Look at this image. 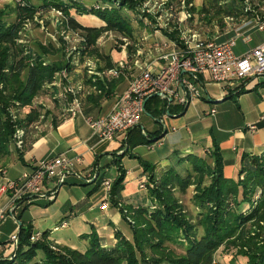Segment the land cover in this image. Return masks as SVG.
Returning <instances> with one entry per match:
<instances>
[{
  "label": "trees",
  "instance_id": "1",
  "mask_svg": "<svg viewBox=\"0 0 264 264\" xmlns=\"http://www.w3.org/2000/svg\"><path fill=\"white\" fill-rule=\"evenodd\" d=\"M143 1L94 0L90 5H80L77 0H44L36 5L25 0L24 4H16L13 8L19 21H9L0 11V163L11 154V150L23 162L27 136L36 129L39 117L48 114L46 110L42 113L41 109L33 107V100L40 93H54L52 89L55 86L51 83L59 69L57 64L46 61L42 55L48 53V49L40 47V52H35L17 41L21 23L32 19L38 12L52 8L60 10L66 26L82 33L85 44L84 48H78L80 56L96 51V41L103 33H115L121 44H125V38L134 40L132 23L133 20L141 23V19L130 16L128 11L141 12ZM211 1L215 14L220 16L242 18L250 14L245 12L249 5L246 0ZM71 10L77 15L95 16L102 25L83 26ZM171 38L178 43L174 36ZM100 58L103 63L97 70L102 73L115 66L108 54H102ZM80 79L78 95L84 114L83 99L108 97L114 80L86 72ZM244 81L238 82L232 88L233 92H227L224 97L231 98L232 95L247 92ZM88 87H93L96 92L92 94ZM61 94L57 89L53 99L61 102ZM28 106H31L30 109L22 114ZM183 108L184 105L168 104L156 95L145 102L146 113L154 119L166 113L182 112ZM163 131L159 128L154 132H142L139 126L133 127L124 141L126 149L119 147L118 150L123 151L114 161L118 175L112 181L108 203L117 208L126 222L123 207L131 209L135 222H127L131 228L130 238L116 230L114 243L109 245L101 241L91 227L89 233L79 236L87 242L84 249L58 246L54 250L47 231L33 240L32 225L21 221L12 252L6 257L1 254L0 264H211L220 247L233 249V256L243 259L241 264H264V228L260 224H264V150L257 155L241 153L235 179L223 175L222 157L218 144L213 140L202 156L191 150L184 151L187 154L178 157L183 164L180 172L165 165L160 175H155V164L130 151L138 145L159 140ZM177 152L174 150L173 154ZM125 155L138 159L143 174L148 175L147 194L154 206L123 205L121 192L124 190L126 170L121 159ZM0 167L4 166L0 164ZM102 180L94 174V178L86 181L87 184H95L89 195L98 189ZM189 185L194 190L191 199L195 207L193 222L175 196L176 189L183 192ZM17 219L20 221V216ZM173 246L180 248L181 252L177 253ZM230 264L235 263L232 261Z\"/></svg>",
  "mask_w": 264,
  "mask_h": 264
},
{
  "label": "crops",
  "instance_id": "2",
  "mask_svg": "<svg viewBox=\"0 0 264 264\" xmlns=\"http://www.w3.org/2000/svg\"><path fill=\"white\" fill-rule=\"evenodd\" d=\"M249 1V5L252 10L257 12L261 21L264 23V0ZM7 3H9V0H0L1 6L6 5ZM223 17L225 16L221 15L218 17L216 15L215 18H213L212 23L205 24L204 22V25H202L198 22L199 26H197L195 31H192L194 29L191 27H187V29L183 32L185 33L192 31L194 35L191 36L197 37L199 39H208L216 42L225 41L231 38L234 34L233 31H230L222 21ZM247 17L249 16L244 18ZM182 20L183 18L179 19V21ZM155 33H158V31H155ZM242 34L248 35L250 40L247 44L242 43L241 37H238L235 40L234 52L237 55H241L243 52H245L247 47L257 45L264 41V27L262 30H257L253 23H250L248 26H246V28L242 30ZM158 35L159 36L150 34L151 38L149 39L152 41L149 43L150 45L147 44L144 48L146 49L147 47V50L137 49L135 57L137 60L134 62L135 67L131 66L127 59L119 60L117 62L116 59L118 58L115 60L112 58V62H114L115 65L121 64V76L117 79H113L114 81L112 83V88L108 97H102L100 100H95L93 97L89 98V100H85V98L83 99L84 114H88L94 118H102L108 115L114 107V104L118 100L119 96L128 88L131 80L140 71V68L148 67L149 65L155 66L156 63L161 62V60L158 61L157 59L162 54L182 47L181 39V41H178V43H176L174 40L173 42L175 44H170V40L167 37L160 34ZM154 41L156 44L151 46L152 42ZM128 57H131V55ZM98 77L102 78L100 76ZM75 78H77L76 81L74 80ZM74 79L75 85H79L81 81L79 76L75 75ZM243 83L245 84V89H247V92L255 90L256 94H254V97L250 99H244L246 95L242 93V95L239 94L240 96L236 95L238 103L237 107L240 110V114L242 115L245 124L243 125L242 130L237 129L232 130L233 133L227 132L226 134H216L212 129L213 123H219L221 119H217V116H214L215 112L212 107L205 110H202V108L200 109L203 111V115H208L209 117L214 118L213 121L205 123L207 133L203 130L200 133H197L198 131H194L195 135H192V131L185 127V125L181 124V128L184 126V130L189 134V138H191L189 144L187 143L184 145V151L192 150L199 156H202L204 150L210 148L211 141H215L218 144L222 157V173L224 176L231 177L233 179L236 178L241 153L257 155L264 150V119H260V116L264 113V78L259 80H250L249 78H246ZM193 84L195 85V95L191 100L188 101V103L184 105L183 111L173 114L166 113L167 115L176 118L177 116L183 115L186 112L188 105L191 104V102L198 100L204 102L205 98L201 96L202 91L206 93L208 100H213L211 101L212 103L224 101L227 98L224 97L226 93L229 91L233 92L231 87L218 85L211 82L206 75H198L197 80L193 82ZM87 89L91 91L92 94L96 92L93 87H88ZM84 95L85 94H83L82 97H84ZM42 98L43 97L40 98V101ZM55 102L57 103L55 105L56 107L53 105L45 106V109L48 112L47 116L43 117L45 118V121L42 122L41 115L39 117V123L36 125V129L27 136V144L23 150V162L18 159L15 151L11 150V154L2 159L0 164L4 166L6 170V176L8 178L16 179L34 167L39 160L46 157L79 156L81 161L75 168H73L70 173L66 174L63 183H56L55 198L52 202H49L41 196H34L30 201L22 202L17 204V206L12 207V210L8 213V216L5 219L0 220V255L2 254L4 257L10 256L12 252L13 247L9 241V237L11 234L18 232V228L20 226L19 225L17 227V223L19 221L17 219L18 216H20V220L22 219V222L24 221V224L28 223L32 225L33 232L36 233L47 231L49 233V240L54 244H58L60 246H69L71 248H85L87 242L86 240L81 239L79 236L89 233L91 231V227H94L101 241H104V243L109 245L114 243V232L116 230L122 232L124 235V232L119 228L123 219L116 209L110 205L108 206L107 210H102L100 208L103 196L105 195V191L101 185L91 195L88 193L94 188V183H88L93 184V186L88 189H78L76 186L88 185L86 181L94 178V174L95 176H98V179L101 178V180L104 178L113 180L117 175V166L114 161L116 160L117 155L122 151L118 149L119 146L124 143L125 139H121L117 136L111 141H101L97 133H95L90 128L89 124L87 123L86 116L83 113L80 112L75 116H70L63 112L61 104L62 101L58 102L55 100ZM171 104L177 105L176 103ZM210 110H213V114H209ZM249 114L253 115V119L245 121V118ZM163 115L160 116L158 120L154 119L155 121L163 124L164 131L161 135V138L157 141H154L152 146L147 147L149 151L153 150V146L156 144L158 147H160L154 148L158 154V161L156 164L165 162L166 159L173 155L174 150H176V141L178 142L177 139L180 138V135L176 138H170V136L167 138L170 133L174 134L178 129L177 127L171 125V127H169L170 131H168V126L165 125L166 123L164 122ZM53 119L54 122L52 121ZM140 120L137 126L141 128L142 132H149L150 130L147 128L145 129V127H141ZM249 124H255V130L248 131L246 127ZM137 149L138 146L133 148L130 152L136 155V153L138 154V152L135 151ZM139 157L141 158V155H139ZM123 160L124 156L121 159V164L126 170L124 190L121 192L123 202L125 204L132 203L143 206L148 205L149 199L145 192L142 193L139 190H136V188L133 189L136 192H131L130 194V191L128 192L127 190L128 180L134 178L136 185L137 181L139 182L142 178L143 169L141 165L139 164L137 174L131 177L129 176L131 172L125 168ZM142 160L150 163V159L148 157ZM115 168L116 170L111 174L110 172ZM155 175H160V173H155ZM53 185L54 182H51L48 183L46 187L52 188ZM62 189L63 198L61 197L59 200ZM77 191L80 192L79 196L76 194ZM51 205H57V209L52 213L49 212V216L52 217L53 214L55 217L56 213H58L56 220L57 225H54L52 229L43 230L47 225L45 227H41L44 223L50 221L47 220L46 217L43 220H35L33 217L31 219L28 216L25 217L26 219L24 220L22 218L27 210L37 206H40L43 209L42 214H46L47 209ZM1 207L8 209L10 208L9 201L5 196L0 200V208ZM63 221H66L67 225L65 227H60L59 225ZM59 229L65 230V233L55 235L54 232L58 231ZM130 236L131 234L126 237ZM81 242H83V244H81Z\"/></svg>",
  "mask_w": 264,
  "mask_h": 264
},
{
  "label": "rangeland",
  "instance_id": "3",
  "mask_svg": "<svg viewBox=\"0 0 264 264\" xmlns=\"http://www.w3.org/2000/svg\"><path fill=\"white\" fill-rule=\"evenodd\" d=\"M28 1L33 4L39 5L42 4L44 0H28ZM62 1H68V0H62ZM77 1L80 5H84V4L90 5L91 3L94 2V0H77ZM219 3L224 4L222 1H219ZM212 4L213 1L211 0H144L141 6V12L139 10L137 12L128 11V14L130 16H133L135 19L136 17L140 18L141 23L138 20L136 21L133 20L132 26L134 28V34H135L134 40L123 38L125 40L124 42L127 43V46L125 48L126 50L122 48L121 41L120 39H117V35L115 33H103L96 41V45L94 48H96L97 50L91 53L87 52L85 55L80 54V56H79L80 52L78 51V48L79 47L84 48V44H85L84 41H79V38H83L82 33H80L79 31L77 33L70 30L65 24L64 16L62 13L60 15L57 11L52 9L48 11L36 13L32 19H29L28 21H24L23 23H21L19 32L17 33V41L20 44H26L30 49H32L35 52H40V47H44L48 49V53L42 55L45 57L46 61L57 64L59 69L56 72L57 76L55 77L53 83H51V86H55L52 89L54 93L52 92L40 93L38 97H36L35 100H33L32 106L37 108V110L41 109L42 113H44V111L46 110L45 106L53 105L54 107H56L55 105L57 103L53 99V97L55 96L54 95L55 91H57L58 89V92L60 91L65 95L67 87L75 86L74 82L77 80V78L74 79V76L78 75L80 79L83 72H86L88 75H94L95 73H97L98 75L99 70H97V68L100 66V64L103 63L102 59L100 58V55L102 54H108L111 60L112 58L114 60L118 58L116 59L117 62L119 60L127 59L129 64L135 67L134 62L137 60L135 59L137 53L136 51L137 49L143 50L145 46L152 41L151 39H149L151 38L150 34H154L157 36H159L158 34H160L162 36H165L170 40L169 41L170 44L173 43L174 39H172L171 37L174 36L177 41L182 40L181 43L183 45V39H181V36H184L185 40L189 41L191 35H194L192 31H195L197 26H199L198 22L202 25H204L203 24L204 22L205 24L212 23L213 18H215L216 15L218 17L220 16L219 14H215V9H213L214 6ZM15 5L16 4L13 0H9V3H7L6 5L3 6L0 5V11H2L5 14V17L8 18L9 21L18 20L16 18V14L14 13V9H13ZM70 12L73 15H75L79 23L82 24L83 26L91 27V26L102 25L101 20L95 16L77 15V13L73 10H71ZM184 16L186 17L184 18ZM180 18H183V20L179 21ZM222 21L225 23L224 17L222 18ZM187 27H191L194 30H192L191 32L184 33L183 31H185ZM155 31H158V33H155ZM155 44L156 42L154 41L152 42L151 46H154ZM129 46L130 48H128ZM147 49L148 48L146 47V49L144 50ZM129 55H131V57H128ZM88 69L91 70L93 74H89ZM193 87L195 88L194 84ZM242 94L246 95L244 99L245 98L250 99L253 98L254 94L256 93L255 90H253ZM201 96L205 98V101L202 102L201 100H198L191 102V104L188 105V108L183 115L177 116L176 118L170 117L167 114H164L165 116L163 115L164 122L166 123L165 125L168 126V131H170L169 127H171V125L177 127L178 129L176 133L174 134L170 133L171 135L169 134L167 136V138H169V136L170 138L172 137L176 138L180 135V138L177 139L178 142L176 141V145H175V149L176 151H178L176 154L170 156L168 159H166L165 162H161V164L160 163L156 164V162L158 161L157 159L158 154L154 148H160L157 146V144L154 145L153 150L150 151L147 147L152 146L153 143L138 145V149L135 150L138 152V154L136 153V155L138 156L141 155V159H146V157H148L150 159V163L155 164L154 171L156 174L160 173V171L164 169L165 165H168V167H171L178 172L181 171L183 164H181V161L178 159V157H180L181 154L183 155L187 154L184 152L183 147L187 143L189 144L191 139L189 138V134L184 130V126L181 128V124L185 125V127L191 130L192 135H195L194 131H198L197 133H200L202 130L206 132L207 129L205 127V123H209L214 119L213 117H209L208 115H203V111L200 110L201 108L202 110L203 109L205 110L212 107L215 112L214 116L215 117L217 116V119L218 118L221 119L219 123L218 122L213 123L212 129L216 134L219 133L226 134L227 132L233 133L232 130H237V129L242 130L243 125H245L243 117L240 114V110L237 107L238 103H237L236 95H232L231 98H226L224 101L214 102V103L211 102L213 101L212 99L210 100L207 99V95L203 91ZM41 97L43 98L40 101ZM62 103L63 102H61V104ZM65 106L67 107L68 105ZM30 107L31 106H28L24 110H22V114H25L30 109ZM43 117L44 116H42V122L45 121V118ZM159 118L160 116L157 118V120ZM251 119H253V115L249 114L245 118V121ZM140 122H141V127H145V129L147 128L148 130H150L149 132H154L159 128H163V124H161L158 121H155L154 118H152L147 113H144L142 115ZM119 147H123L124 149H126L125 142L122 143ZM122 151L120 153H122ZM123 164L126 169L130 170L131 173L129 176L133 177L137 174V170L139 168L138 159L130 158L127 155H125ZM0 168H4V167H0ZM115 170L116 168L112 169L110 173L112 174ZM117 175H118V171H117ZM148 182H149L148 175L143 174L140 181L139 182L137 181L136 184L137 187L135 185L134 178L128 180L127 190L128 192L130 191L129 193L131 194V192H136L133 189L137 188L136 190H139L142 193L145 192L147 194V191L149 189ZM141 183L145 184V188L140 187ZM91 186H93V184H88L85 186H76V188L88 189ZM193 193L194 190L192 185H189L183 192H179L177 189L175 191V196L178 202L182 204L187 214H189V218H191L192 222L195 221V209H194L195 207L191 202ZM76 194L77 196H79L80 192L77 191ZM62 195H63V189L60 192L59 200L61 199ZM147 197L148 199L150 198L149 195ZM150 202L151 201L148 200V205L151 204ZM152 204L150 207L154 206ZM123 205L127 206L125 203H123ZM148 205L145 206L147 207ZM56 206L57 205H53V206L51 205L47 209L46 214H42L43 209L40 206L33 207L30 210H27L22 218L24 220L26 219L25 217L28 216L31 219L33 217V219L35 220H39V219L43 220L46 217L47 220L50 221L44 223L41 227H45L47 225L43 230L52 229L54 225H57L56 220L58 213H56L55 217L53 214L52 217H50L49 212L52 213L54 210L56 211L57 209ZM108 206L106 208H101V207L100 208L102 210H107ZM115 209L121 215V213L117 210V208ZM123 209L126 214L125 218L131 219L134 224L135 220L134 217L131 215L132 213L131 209L125 207H123ZM21 220L18 221L17 227L19 226ZM127 222L129 221L127 220ZM127 222L123 220L119 227L126 236L131 234V228ZM260 224L264 228V224L261 222ZM251 228L252 226L250 227V230ZM39 233L40 235L38 238H40L41 236V232ZM61 233H65V230L59 229L58 231L54 232L55 235ZM10 243L12 244L11 241ZM81 244H83V242H81ZM52 246L54 250H57L58 246L60 245L54 244ZM173 248L177 253L181 252L180 248L176 246H173ZM233 253L234 250L231 249L230 247H225V248L220 247L214 254L211 264H230L232 261L235 264L243 263V259L240 256L234 257Z\"/></svg>",
  "mask_w": 264,
  "mask_h": 264
},
{
  "label": "built area",
  "instance_id": "4",
  "mask_svg": "<svg viewBox=\"0 0 264 264\" xmlns=\"http://www.w3.org/2000/svg\"><path fill=\"white\" fill-rule=\"evenodd\" d=\"M13 1L15 4L25 3V0ZM246 1L250 2L249 0ZM52 10L57 11L60 15L62 13L55 8ZM246 11L250 12L247 18L224 17L226 27L234 34L225 41L216 42L194 36L186 41L185 37L182 36V47L162 54L157 59L161 62L156 63L155 66L149 65L140 68V71L131 80L128 88L119 96L108 115L102 118L86 116L90 128L97 133L101 141H111L117 136L126 139L129 130L137 126L141 116L146 113L145 102L149 97L156 95L170 104L185 105L195 95L193 82L197 80L198 75H206L211 82L231 88L246 78L250 80L264 78V41L247 47V50L241 55L234 52L235 40L238 37H241L244 44L250 40L248 35L242 34V30L246 26L253 23L257 30H262L264 27L259 15L255 10H252L250 5L246 6ZM79 41H84V39L79 38ZM173 44L175 43L173 42ZM126 45L125 42L122 47L125 48ZM121 68V64H117L106 69L103 73L98 72V76L105 75L110 79H117L121 76ZM89 69L88 73L93 74ZM95 74L97 75V73ZM80 88L78 84L69 86L65 95L63 93L60 95L63 102L62 110L70 116L82 113V105L78 95ZM212 113L213 110H210L209 114ZM260 119H264V113ZM246 129L248 131L255 130V124H249ZM80 161L79 156L46 157L39 160L34 167L16 179L8 178L5 168H0V200L5 196L10 204L9 209L0 208V220L8 216L12 207L30 201L34 196H41L48 201L53 200L56 183H63L66 174L70 173ZM51 182H54V185L52 188H47L46 185ZM111 184L112 181L107 178L101 181V187L105 191L100 204L101 208H106L109 205ZM140 187L145 188V184L141 183ZM127 220L132 222L131 219ZM66 225L67 222L63 221L59 226L65 227ZM39 235L40 233L36 232L32 239H37ZM16 239V232L10 235L9 240L12 242V247L16 243Z\"/></svg>",
  "mask_w": 264,
  "mask_h": 264
},
{
  "label": "water",
  "instance_id": "5",
  "mask_svg": "<svg viewBox=\"0 0 264 264\" xmlns=\"http://www.w3.org/2000/svg\"><path fill=\"white\" fill-rule=\"evenodd\" d=\"M20 225V224H19Z\"/></svg>",
  "mask_w": 264,
  "mask_h": 264
}]
</instances>
